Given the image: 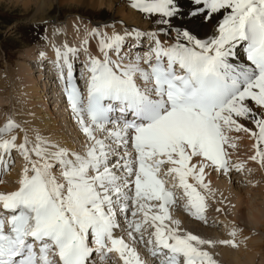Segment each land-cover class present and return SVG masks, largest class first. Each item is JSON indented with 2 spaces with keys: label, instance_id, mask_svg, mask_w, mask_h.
Wrapping results in <instances>:
<instances>
[{
  "label": "snow or ice",
  "instance_id": "obj_1",
  "mask_svg": "<svg viewBox=\"0 0 264 264\" xmlns=\"http://www.w3.org/2000/svg\"><path fill=\"white\" fill-rule=\"evenodd\" d=\"M133 7L160 27L123 36L94 30L97 54L83 49L84 91L75 82L78 51L56 52L80 148L39 134L21 143L4 138L23 131L12 121L0 130V180L15 165L13 152L23 160L13 189L0 191V264H97L112 253L141 264L117 235L121 221L133 241L139 234L153 247L158 264H216L204 250L211 242L172 218L173 189L205 220L198 188L206 189L207 168L229 171L232 132L254 138L264 166V111L252 107L264 110V0H134ZM217 14V34L201 39L197 30ZM145 225L153 229L147 241Z\"/></svg>",
  "mask_w": 264,
  "mask_h": 264
},
{
  "label": "bare ground",
  "instance_id": "obj_2",
  "mask_svg": "<svg viewBox=\"0 0 264 264\" xmlns=\"http://www.w3.org/2000/svg\"><path fill=\"white\" fill-rule=\"evenodd\" d=\"M54 1L60 7L86 6V8H98V6H106L115 13V20L107 21L108 23L106 24L103 22H93L80 15H69L62 21L60 26L57 25L56 27L50 28L49 30L52 32L53 29L56 28L57 30H55L57 33L55 36L54 34L51 35L54 36V38L52 37L48 40L45 56L48 57L47 59H49L50 65L54 63L56 67L59 66L56 52L58 50H64L65 46L78 51L79 59L74 60L73 63L79 64L82 67L87 60L86 55L83 53L85 47H88L93 54H97V40L99 37L92 36L94 30L101 34H107L108 36L115 34L123 36L126 33H135L136 31L151 32L160 27L153 22L155 17H149L133 7L134 0ZM30 4L35 6V11H43L50 7V2L46 0H25L22 4L24 9L19 17H24L29 14ZM41 4L44 6L42 7ZM118 18H120L119 21ZM220 18L219 14H217L216 23L210 22L206 26H201L197 30L199 37L205 41L212 39L217 34L216 24L219 22ZM174 36L175 33H173L171 37H166V39L171 40ZM130 44H133V40L128 38L126 40V46ZM143 47L147 50L148 42L146 39L143 42ZM133 51H135V49H133ZM26 58H29L28 54ZM42 58H44V56ZM23 63H26V61L24 60ZM50 69L47 75L50 74ZM82 69L84 76L87 77L88 74L84 68ZM50 82L49 80V88L46 91H43V89L41 90L32 78L28 79L24 86L18 85L11 88L10 92L14 97V99L12 98L11 104V117L16 121L19 128L23 130L19 132L13 131L12 134L18 136L17 143L23 142L25 134L30 140L39 134L47 140L59 142L61 145L70 148H77L72 142L67 140L66 136H63L60 127L56 123L59 111L68 117V120L72 119L73 115L66 113V108L61 104V101L58 100L59 96L58 98L56 97L59 94L56 84ZM7 83L8 81L0 78V92H8ZM49 90L51 91V95L56 97L55 99H57L61 105H56V110H59L57 113L58 116L56 117L54 113L40 111L44 109L43 105L47 99H45V96H49ZM48 98V101H50V97ZM52 102L55 101H51V103ZM35 103L40 104V109L39 106H34ZM252 107L257 112L264 111L256 108L254 104ZM73 123L76 124L75 120H73ZM240 123L256 131L249 121L241 120ZM77 132L80 140L78 147H80L81 134L79 130ZM230 136L232 137V143L235 144V147L228 149L229 171L222 173L219 170H213L211 167L207 168L204 178L206 189L201 190L198 188L201 194L206 197V212L204 213L206 219L200 220L190 214L189 209L186 207L187 199L184 197L183 190L178 187L173 189L177 197V203L171 206L170 214L174 220L179 222L182 232L195 234L199 238L211 242V245H206L204 250L210 253L216 264H256V262L264 264V166H261L260 157L256 155V141L249 133L244 131L232 132ZM254 156L256 157L255 160H253ZM21 160L20 158V161ZM15 161L16 165L23 164L18 163L17 159ZM16 169H21V167L12 168L11 171L13 172L5 171L3 173L4 177L3 180L0 181V191L13 189L20 173L17 172L15 174L14 170ZM237 169L240 170L237 171ZM235 181L237 182L235 184L236 186L233 185ZM189 183L195 185V181L191 179H189ZM243 184H245V186H243ZM248 205L251 206V208L250 211L246 213V207ZM138 219H142V217ZM121 223L123 225V230H119L118 232L124 233L123 238L126 243L136 249L141 264H158V261L152 256L153 249H151L149 245L146 247L144 243L139 242V234H136L137 239L133 241V239L127 235V226L125 222L121 221ZM219 226L222 230L223 237L218 239L215 235V231L209 233L207 230L209 228L217 229ZM149 228L150 233H152V227L150 225H145L142 230L143 234ZM233 232L236 233L235 237L231 235ZM144 236L145 241L153 238L149 233ZM233 239L237 245L235 247L223 243L224 241ZM141 246H145V248ZM104 263L106 264L108 262L104 261Z\"/></svg>",
  "mask_w": 264,
  "mask_h": 264
},
{
  "label": "rangeland",
  "instance_id": "obj_3",
  "mask_svg": "<svg viewBox=\"0 0 264 264\" xmlns=\"http://www.w3.org/2000/svg\"><path fill=\"white\" fill-rule=\"evenodd\" d=\"M23 1L25 0H0V78L8 81V92H0V130L4 129L6 123L9 121L16 124V121L11 117L12 98L14 99L10 92L12 87L18 85L24 86L26 81L32 78L41 90L43 89V91H46L49 88V80H47V73H49L47 65L49 59L45 56V52L48 47V40L52 37L54 38L57 33L56 28V30L53 29V32L49 30L50 28L56 27L57 25L60 26L62 21L69 15H80L91 21H99L98 23L103 22L105 24L115 20L114 11L106 6H98V8H86V6L60 7L54 0H46L50 2V7L48 9L45 8L46 10L43 11H35V6L30 4L29 14L27 13L28 15L19 17L24 9L22 5ZM41 6L43 7L44 5L41 4ZM119 20L120 18H118V21ZM53 34L54 36H51ZM27 54L29 58H26ZM43 56L44 58H42ZM24 60L26 63H23ZM45 99V104L43 105L44 109L40 111L45 113L51 112L52 114L54 113L55 117L58 116L57 113L59 110H56V105L58 104V106H61L60 102L55 99V102L51 103V100L48 101V96H45ZM34 106H39L40 109L39 103H35ZM64 116L65 115L59 111L56 123L60 127L63 136H66L67 140L72 142L75 147L80 148L81 146L78 147V144H80L79 134L77 135L78 130L76 131L72 122ZM11 135L13 134L9 133L5 135L4 138H10ZM12 155L15 160L17 159L18 163H23L22 160L20 161L21 157L16 152H13ZM21 166L22 165H16L15 161V165L12 168ZM20 170L21 169H16L14 173L16 174L20 172ZM236 181L233 182L234 186L239 182ZM243 186H245V184H243ZM246 208V213H248L251 206L248 205ZM207 231L209 233L215 231V235L218 239L223 237L220 226L217 229L209 228ZM148 233L149 231L146 230L144 235ZM256 264H260V262H256Z\"/></svg>",
  "mask_w": 264,
  "mask_h": 264
}]
</instances>
